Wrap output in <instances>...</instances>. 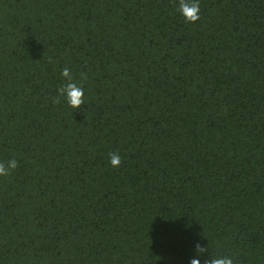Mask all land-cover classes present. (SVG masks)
<instances>
[{
    "label": "trees",
    "instance_id": "1",
    "mask_svg": "<svg viewBox=\"0 0 264 264\" xmlns=\"http://www.w3.org/2000/svg\"><path fill=\"white\" fill-rule=\"evenodd\" d=\"M0 264H264V0H0Z\"/></svg>",
    "mask_w": 264,
    "mask_h": 264
}]
</instances>
